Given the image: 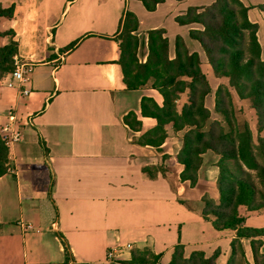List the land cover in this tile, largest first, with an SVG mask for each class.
I'll return each instance as SVG.
<instances>
[{"label": "crops", "instance_id": "0c3cea01", "mask_svg": "<svg viewBox=\"0 0 264 264\" xmlns=\"http://www.w3.org/2000/svg\"><path fill=\"white\" fill-rule=\"evenodd\" d=\"M165 1L148 12L133 0H0L4 8L15 7L13 19L0 21V33L14 36L0 38V45L15 41L19 62L33 66L28 96L7 85L10 75L0 82V128L14 110L25 136L12 152L11 171L0 178V264H66L59 234L77 263L111 264L108 251L128 244L149 248L167 263L178 245L188 254L221 250L218 264L229 263L236 233L219 232L202 216L206 197L220 200V157L206 152L197 183L183 181L182 131L160 147L140 146L125 121L131 113L142 115V99L153 96L128 91L118 65L126 14L138 17V37L169 30L174 59L185 30L174 23L170 31L166 23L202 6L199 0ZM168 1L171 7L164 8ZM243 2L260 25L264 52L258 9L264 0ZM244 215L248 227L264 228V215ZM243 244L254 264L249 241Z\"/></svg>", "mask_w": 264, "mask_h": 264}, {"label": "trees", "instance_id": "16d2710c", "mask_svg": "<svg viewBox=\"0 0 264 264\" xmlns=\"http://www.w3.org/2000/svg\"><path fill=\"white\" fill-rule=\"evenodd\" d=\"M133 1L141 2L148 12H155L159 5L165 3V0ZM260 9L264 13V4ZM14 12V6L4 8L0 5V21L13 19ZM248 12L241 0H217L201 13L190 8L184 17L178 18V22L203 27V31H193L190 36L207 53L216 77L230 79L239 97L251 101L257 115L258 142L247 123L237 129L231 104L221 89L218 91L216 112L224 117L225 125L219 121L210 122L211 112L205 107V99L211 93V86L202 71L199 56L189 52L183 38L176 39L175 58L172 59L166 30H151L147 44L141 42L136 34L139 19L130 12L126 14L120 35L121 57L118 65L126 89H152L163 98L162 106L153 97L142 99V117L154 119L157 124L139 140L133 139L134 143L160 147L168 139L171 128L175 132L189 129L184 136L178 161L185 167L182 180L192 184L198 181L202 156L206 152L211 151L220 157V200L216 202L206 197L202 216L217 231L236 233L228 264H250L244 240L250 243L254 264H264V228L248 227L244 215H264V59L258 39L259 25L249 20ZM247 32H250V39ZM4 36L13 37L14 32L0 33V38ZM145 46L148 56L143 63L140 52ZM18 52L15 41L6 46L0 45V82L15 71ZM183 95H186L187 102L180 111L178 102ZM125 121L132 132L142 131V124L135 113L129 114ZM9 169L10 150L0 130V178ZM59 237L65 246L66 264H84L75 261L64 236L59 234ZM130 255L128 262L113 261L111 264H165L160 262L162 255L148 248L133 249ZM221 255V250H218L212 256L203 251L187 256L186 246L178 245L168 264H218Z\"/></svg>", "mask_w": 264, "mask_h": 264}, {"label": "rangeland", "instance_id": "374dc122", "mask_svg": "<svg viewBox=\"0 0 264 264\" xmlns=\"http://www.w3.org/2000/svg\"><path fill=\"white\" fill-rule=\"evenodd\" d=\"M241 1L243 2V0H241ZM215 2H217V0H201V1L199 0V1H197V3H199L200 5L202 4V6L189 7L184 14L179 15L178 17H176L175 20H173V22L171 20V22L169 21L166 24L169 25L170 31H174L173 27H171V24L173 25L174 23H176L179 26L183 27V29L185 30L184 31L185 35L179 34L177 36V38L178 37L183 38L185 43H186V46H187L189 52L192 53V54H197L199 56V58H200L202 71L206 75V77H207V79H208V81L210 83V86H211V93L205 99V107L211 112V121L210 122L219 121V122H221V123H223L225 125L224 117L221 114H218L216 112V103L218 101V91L221 89V90H223V94L226 95L225 97L228 100L229 104H231L230 106H231L233 114H234L233 120L236 123L237 129L242 128L243 125L245 123H247L250 126L251 130L253 131V133H254L255 141L258 142L257 115H256L255 110L252 107L251 101L250 100H243V99H241L239 97V95H238V93L236 91V88H235L236 86L233 85V83L231 82L230 79L216 77V75L213 72V70L211 68V65L209 63V58H208L207 53L205 52V50L203 49L201 44L198 41L193 40L191 38V36H190V33L193 32V31H203V27L200 24L181 25L178 22V18L184 17L187 14V12H188V10L190 8H194V9L197 10L198 13H201V12H204L209 7H211ZM244 5H245V3H244ZM260 6H258L259 10H261ZM169 7H171V1H168V3L166 4V6L164 8H169ZM247 8L249 9V11L252 9L250 7H247ZM248 16H249V12H248ZM254 24H257V23H254ZM192 25L196 29H192L189 32H187L188 29L190 28L189 26H192ZM164 30H166V29H164ZM259 30H260V25H259ZM166 32L168 33L169 30L168 31L166 30ZM169 33H171V32H169ZM188 33H189L190 38L185 40L184 36H187ZM247 34H248L249 39H250V37H251L250 36V32H247ZM148 37H149V32H148L147 35H142V36L140 35L139 39L141 40V42H145L147 44ZM172 38L174 40L173 35H172ZM258 39H259V35H258ZM173 43H174V41H173ZM145 48L144 49L142 48V50L140 52V61L143 62V63L146 62L147 56H148V48H147V46ZM263 59H264V52H263ZM146 92L148 94L153 95L152 97L156 101L158 100L159 102H161V104L163 105V98L159 94L158 91L152 90V89H147ZM186 102H187L186 95H183L181 100L178 102V106H179L180 111L182 110V108L186 104ZM159 105H160V103H159ZM137 118H138V121L142 124V129H141L142 131L138 132V133L133 132V136H134V139H138L139 140L140 138L143 137V135L146 132H148L150 129H152L153 127L156 126L157 121L155 120L156 121V122L154 121L155 125H153L154 124L153 121L148 120V119H144L142 117V115H137ZM188 131H189V129H186V130L182 131V136H181L182 142H183L185 134ZM174 133L176 134L177 132H175L171 128V130H169V135L168 136H170L171 134H174ZM10 169H11V158H10ZM140 250H144V249H140ZM200 251H201V249H192L190 254L187 253V256H190L194 252H200ZM120 256L121 257L118 258L117 262H128V261L131 260V255L130 254L129 255L126 254V252L123 253ZM168 260H164V259L161 258L160 262L168 264L167 263ZM250 264H252V263H250Z\"/></svg>", "mask_w": 264, "mask_h": 264}, {"label": "built area", "instance_id": "2783aa9c", "mask_svg": "<svg viewBox=\"0 0 264 264\" xmlns=\"http://www.w3.org/2000/svg\"><path fill=\"white\" fill-rule=\"evenodd\" d=\"M15 66L16 69L12 74H10V80L8 81L7 85L9 87L22 88L23 95L28 96L31 94V92L25 89V85L29 82L28 76L32 73L33 66L20 63L17 57L15 58ZM8 118L9 124L0 128V130L6 141L8 149L10 150L11 158L12 152L15 150L18 144L24 141L25 136L21 128H19L18 126L19 119L14 110H11L9 112ZM9 171H11V169H9ZM133 249L134 247L131 244H128L127 246H118L111 248L108 251V259L111 262L117 261L120 255L125 252H131Z\"/></svg>", "mask_w": 264, "mask_h": 264}]
</instances>
